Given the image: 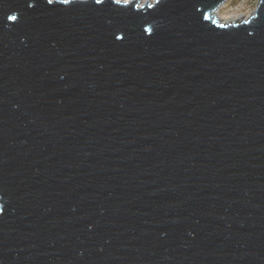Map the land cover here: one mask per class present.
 <instances>
[{"label":"water","instance_id":"95a60500","mask_svg":"<svg viewBox=\"0 0 264 264\" xmlns=\"http://www.w3.org/2000/svg\"><path fill=\"white\" fill-rule=\"evenodd\" d=\"M227 1L0 0V264H264V0Z\"/></svg>","mask_w":264,"mask_h":264},{"label":"rangeland","instance_id":"374dc122","mask_svg":"<svg viewBox=\"0 0 264 264\" xmlns=\"http://www.w3.org/2000/svg\"><path fill=\"white\" fill-rule=\"evenodd\" d=\"M123 1V0H121ZM132 1V0H129ZM140 6L147 2H154L156 0H139ZM260 0H228L217 11V16L223 22H238L246 20L254 15L259 6Z\"/></svg>","mask_w":264,"mask_h":264},{"label":"snow or ice","instance_id":"6c2138e0","mask_svg":"<svg viewBox=\"0 0 264 264\" xmlns=\"http://www.w3.org/2000/svg\"><path fill=\"white\" fill-rule=\"evenodd\" d=\"M128 2H129V0H123V6H127V4H128ZM47 3L48 4H52L53 3V0H47ZM64 3L65 4H68L69 3V0H64ZM96 3L97 4H100L101 3V0H96ZM115 3L117 4V5H120L121 4V0H115ZM31 6V5H30ZM140 7V5H136V8H139ZM147 7H152V5H147ZM206 19L208 18V17H205ZM8 19L9 20H12V21H15L16 19H17V17L16 16H9L8 17Z\"/></svg>","mask_w":264,"mask_h":264},{"label":"bare ground","instance_id":"6f19581e","mask_svg":"<svg viewBox=\"0 0 264 264\" xmlns=\"http://www.w3.org/2000/svg\"><path fill=\"white\" fill-rule=\"evenodd\" d=\"M139 1V0H138Z\"/></svg>","mask_w":264,"mask_h":264}]
</instances>
